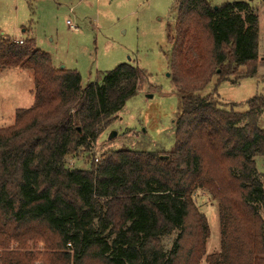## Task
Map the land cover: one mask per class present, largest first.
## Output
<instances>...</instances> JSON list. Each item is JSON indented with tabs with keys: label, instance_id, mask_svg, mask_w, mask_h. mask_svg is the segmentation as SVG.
Here are the masks:
<instances>
[{
	"label": "trees",
	"instance_id": "1",
	"mask_svg": "<svg viewBox=\"0 0 264 264\" xmlns=\"http://www.w3.org/2000/svg\"><path fill=\"white\" fill-rule=\"evenodd\" d=\"M173 15L165 56L178 95L173 150L104 153L88 170L65 159L90 149L137 94L142 72L124 64L84 86L33 39L0 37V71H30L34 86L32 106L0 128V250L16 245L0 253V264H264L256 207L264 209L256 163L264 160V94L244 113L215 94L198 95L216 77L215 90L231 77L256 76V14L247 2L177 0ZM198 191L218 203L221 251L210 256ZM170 235L167 252L161 238Z\"/></svg>",
	"mask_w": 264,
	"mask_h": 264
},
{
	"label": "rangeland",
	"instance_id": "2",
	"mask_svg": "<svg viewBox=\"0 0 264 264\" xmlns=\"http://www.w3.org/2000/svg\"><path fill=\"white\" fill-rule=\"evenodd\" d=\"M213 5L247 2L258 20V57L254 78L237 83L229 78L216 87L217 77L198 93L215 94L222 104H236V112L247 111L246 102L264 94V0H209ZM177 0H0V37L35 41L36 48L48 54L55 67L77 71L82 84L99 80L101 73L128 64L143 74L137 94L99 128L90 149L67 157L70 169L88 170L91 161L113 151L171 152L174 148V122L178 95L171 80V45L167 26L173 25ZM70 10L73 12L70 13ZM70 22L73 30L67 25ZM15 38V39H14ZM245 70H239L243 76ZM33 78L30 71H0V128L13 124L18 109L33 104ZM216 92V93H215ZM264 130V113L258 118ZM115 134V136H113ZM113 136V137H111ZM259 174L264 160L257 159ZM194 203L209 227L206 256L221 251L218 203L207 192L198 191ZM262 218L264 209L256 204ZM174 236H163L165 251L171 250ZM16 245L9 246L11 251ZM201 264H207L202 260Z\"/></svg>",
	"mask_w": 264,
	"mask_h": 264
},
{
	"label": "built area",
	"instance_id": "3",
	"mask_svg": "<svg viewBox=\"0 0 264 264\" xmlns=\"http://www.w3.org/2000/svg\"><path fill=\"white\" fill-rule=\"evenodd\" d=\"M72 12H73V11L70 10V13H72ZM67 25H69L71 29L76 30V28H73V27L71 26L70 22H67ZM14 42H15L16 44H19V45H22V44H23V40H14Z\"/></svg>",
	"mask_w": 264,
	"mask_h": 264
},
{
	"label": "water",
	"instance_id": "4",
	"mask_svg": "<svg viewBox=\"0 0 264 264\" xmlns=\"http://www.w3.org/2000/svg\"><path fill=\"white\" fill-rule=\"evenodd\" d=\"M61 69H63V67H60ZM113 136H115V134H113ZM113 136H111V137H113Z\"/></svg>",
	"mask_w": 264,
	"mask_h": 264
},
{
	"label": "crops",
	"instance_id": "5",
	"mask_svg": "<svg viewBox=\"0 0 264 264\" xmlns=\"http://www.w3.org/2000/svg\"><path fill=\"white\" fill-rule=\"evenodd\" d=\"M15 39V38H14ZM19 40H23V39H19Z\"/></svg>",
	"mask_w": 264,
	"mask_h": 264
}]
</instances>
